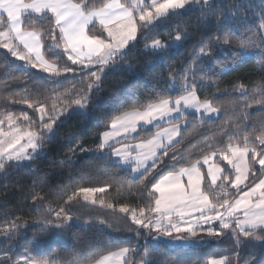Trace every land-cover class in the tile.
<instances>
[{
  "label": "snow or ice",
  "instance_id": "6c2138e0",
  "mask_svg": "<svg viewBox=\"0 0 264 264\" xmlns=\"http://www.w3.org/2000/svg\"><path fill=\"white\" fill-rule=\"evenodd\" d=\"M194 5L199 6L202 15L219 10L214 0H0V49L7 50L30 68L48 73L50 79L56 78L53 83L57 85H60L59 78L64 74L77 72L73 65H78L83 73L79 80L73 81L72 86L65 87L63 91L58 88L44 89L43 94L35 98L26 96L13 101L33 109L35 119L27 113L0 112V172H5L13 164L34 159L46 138L54 132L57 121L70 108L76 111L85 108L102 77L124 66L117 62L126 59L130 46L138 36L149 38L169 17L182 15L186 7ZM35 17L46 21L47 26L42 30L25 28L26 24L32 25ZM215 27L220 34L215 38L219 40L223 37L224 43H231L232 33L224 28L222 20L217 18ZM182 39L177 34L170 42L153 40L150 45H145V49L157 54L160 50H170L173 43ZM239 47L241 53L253 47H264V33H253L242 39ZM210 54L211 46L207 51L202 48L193 65L200 64ZM196 76L193 69H188L180 76L182 82L177 84L176 78L169 72L168 83L177 88L176 95L151 93L145 101H137L112 117L110 130L101 134L97 147L101 156L106 155L109 159L116 157L112 167L117 171L106 174L107 179L100 182L103 186H77L70 191V184L65 186L62 192L67 198L63 203L57 208L50 205L44 208V214L54 213L58 221L55 228L71 226V204L82 196L86 205L98 204L117 215L124 214L138 226L137 235H140V228L154 229L170 237L181 232L195 235V225L219 221L221 230L231 229L232 235L237 237V244L241 236L245 238V243L252 239L264 242V123L258 127L234 123L231 129H221L212 138H205V148L199 150L200 155L195 159L191 154L187 158L176 154L177 146L183 144L187 136L184 123L188 120L189 110L196 113L218 111L213 107V100L201 99L197 95ZM23 77L27 78L28 73H24ZM200 80L204 82V75L200 76ZM208 80L211 81V76ZM77 84L82 87L78 88ZM256 87L241 82L233 85V91L245 98V107L251 103L264 105V77L261 78L260 90L252 91ZM224 95L230 94L225 91ZM238 119H246V116ZM149 125L157 128L151 133V139L133 135L141 129L150 131L147 128ZM177 137L180 139L177 140ZM224 137L227 138L226 143ZM209 139L214 142H208ZM211 148L218 150H206ZM105 149L110 151L105 153ZM170 152L172 163L175 165L179 160L184 166L151 182L147 191L150 199L146 206L131 208L106 204L108 188L114 187L119 193L125 187L131 191L143 186V195V190L147 189L145 182L159 172L160 166L166 163L164 157H168ZM124 166H127L129 175H125ZM204 166H207L206 172L202 171ZM131 173L136 175L131 176ZM246 181L248 184H245ZM230 189H236V193L230 192ZM98 193L101 195L97 196ZM33 202L35 206V195ZM99 222L105 223L103 220ZM39 223L41 234L52 225V221L43 215ZM107 226L110 228L112 224ZM19 227L16 221H7L0 231L12 240ZM208 233L220 234L211 228ZM181 239L179 235L174 237V240ZM33 241L38 243L39 236H34ZM137 252L135 248L122 247L116 251L93 254L87 242H83L77 255L84 257V264H135L129 254ZM149 255L146 248L140 264H156L149 259ZM5 260L11 261L12 257L6 253ZM15 264H20V261ZM23 264H54V261L25 259ZM211 264H230V261L224 257L213 259ZM250 264L258 262L253 259Z\"/></svg>",
  "mask_w": 264,
  "mask_h": 264
},
{
  "label": "trees",
  "instance_id": "16d2710c",
  "mask_svg": "<svg viewBox=\"0 0 264 264\" xmlns=\"http://www.w3.org/2000/svg\"><path fill=\"white\" fill-rule=\"evenodd\" d=\"M215 4L218 11L202 15L198 8L183 10L182 15L169 17L161 23L158 31L149 38L138 36L137 41L130 46L126 59L117 62L124 66L117 67L102 77L99 87L90 94L85 108L79 111L70 108L57 121L54 132L46 138L34 159L19 165L13 164L5 172H0V228L5 227L7 221L13 220L20 226L12 240H8L6 234L0 231V264H15L16 261L23 264L25 259H44L54 261V264H84V257L77 255L83 242H87L93 254L116 251L122 247L135 248L138 252L129 254L135 264H140L146 248L150 253L149 259L156 261V264H209L213 259L224 257L228 258L230 264H250L253 259L258 264H264V242L252 239L245 243V238L241 236L240 243L237 244V237L232 235L231 229L221 230L217 225L212 228L220 234L213 235L212 240L204 246L170 248L161 241L149 245L145 242L147 230L143 228L139 229L140 235L137 239L120 240L98 225H78L74 212L71 226L64 229L54 227L58 223L54 213L44 214L45 206L57 208L67 198L62 192L65 186L70 184L69 191L77 186H103L100 182L107 179L106 174L117 171V168L112 167V158L101 156L98 150L101 134L109 129L113 116L137 101H145L147 95L155 92L176 95L177 88L168 83L169 72H172L179 84L182 82L180 76L186 70L193 69L197 73V95L201 99L213 100V107L218 109L219 114L212 121L188 116L184 123L187 136L184 143L177 146L178 157L187 158L191 154L193 159L197 158L200 155L199 150L205 148L206 137L212 138L214 133L219 134L223 128L231 129L234 123L256 127L264 123V105L251 103L249 107H245V98L239 92L233 91V85L241 82L246 86L257 85L252 89L254 92L260 90L261 78L264 77V47H253L241 53L239 41L253 33H264V0H223ZM217 18L222 20L225 29L231 31V43H224L223 37L219 40L215 38L220 35L215 27ZM46 26V21L35 17L32 25L26 24L25 28L35 27L42 30ZM177 34L183 39L174 48L160 50L157 54L144 51L145 45L153 40L170 42ZM256 43L260 44L258 38ZM209 46L210 56L194 66L193 61L201 49L207 51ZM44 54L47 57V52ZM68 63L71 64L70 61ZM73 67L77 68V72L64 74L59 78L60 85H57L53 83L56 78L50 79L49 74L36 72L0 49V112L11 111L17 115L27 113L35 119L33 109L13 101L26 96L35 98L42 95L44 89L58 88L63 91L65 87L70 88L72 82L83 75L78 65ZM24 73H28L27 78L23 77ZM201 75H204L203 83L200 80ZM209 76L211 81L208 80ZM191 80L189 73V81ZM77 87L82 85L77 84ZM225 91L230 95L225 96ZM245 116L246 119H238ZM154 131L155 129L140 130L138 135L147 140ZM224 139L226 143L227 138ZM208 142L214 141L209 139ZM171 155L170 152L168 157H164L166 163L145 182L147 189L143 190V195V186L131 191L125 187L119 193L114 187L108 188L105 194L106 204L111 203L116 207L127 205L131 208L146 206L150 199L147 191L151 188V182L184 166L179 160L174 165ZM221 164L223 166L224 163L221 161ZM256 167L259 168L258 165ZM124 171L125 175H129L127 170ZM241 188L247 190L244 185ZM230 192L236 193V189H230ZM76 206H85L82 196L71 204L72 209ZM101 210L115 214L106 207ZM42 215L52 221V225L47 232L41 234L39 222ZM130 226L137 233L138 226L132 223ZM198 231L203 233L206 230ZM36 235L39 236L38 243L33 241ZM153 237L155 236L150 238ZM6 253L12 257L11 261L5 260Z\"/></svg>",
  "mask_w": 264,
  "mask_h": 264
},
{
  "label": "rangeland",
  "instance_id": "374dc122",
  "mask_svg": "<svg viewBox=\"0 0 264 264\" xmlns=\"http://www.w3.org/2000/svg\"><path fill=\"white\" fill-rule=\"evenodd\" d=\"M220 1H223V0H214V3H217ZM198 7L199 6L194 5L192 7H186L185 10H189L192 8H198ZM177 43L178 42L173 43L171 48H174L177 45ZM150 44H148V45H150ZM1 50H4L7 52V50H5V49H1ZM144 51H150V50H146L144 47ZM8 54L11 56L10 53H8ZM17 61H19V60H17ZM19 62L24 63L23 61H19ZM34 70L38 73L48 74V73H45L39 69H34ZM26 161H28V160H25L21 163H24ZM82 201H83V198H82ZM83 203L85 204L84 201H83ZM92 206H95V208H92ZM101 208H102V206H100L98 204L97 205H86L85 204V206H76L73 209L75 222L80 226L98 225V226L104 228L106 231H108L115 239L131 240V239L136 238L138 236L136 234V231L131 229V226H130L131 220L130 219L127 220L124 214L117 215V214L107 213V212L102 211ZM100 220L105 221V223L101 224L99 222ZM85 221H87L88 223H85ZM108 224H112V227L109 228L107 226ZM213 225H215V224H211L209 226H204L203 224H201V225L197 226L195 228L196 229L195 235H192L188 232H181L179 234L173 233V235L171 237L163 235V233L159 234L154 229H145V230H147V238H146L145 242H148L149 245H155L156 241H161L163 244H165L166 246H168L170 248L201 247V246L208 244L209 241L212 240L213 235H209L208 229H210V228L213 229L212 228ZM184 227H187V225H184ZM206 227H208V229ZM202 229L206 230L205 231L206 233L205 232L200 233V231H198V230H202ZM134 235H136V236H134ZM177 235L181 236L182 239L181 240H174V237ZM152 236H155V237L150 238Z\"/></svg>",
  "mask_w": 264,
  "mask_h": 264
},
{
  "label": "crops",
  "instance_id": "0c3cea01",
  "mask_svg": "<svg viewBox=\"0 0 264 264\" xmlns=\"http://www.w3.org/2000/svg\"><path fill=\"white\" fill-rule=\"evenodd\" d=\"M189 115H193V116H196V117H199V118H201V119H203V120H205V121H212V120H215V119H217L218 118V116H219V114H218V112H215V113H203V112H201V113H196V112H194L193 110H189ZM147 128L149 129V130H153V129H155V131H157V128H155V127H153V126H151V125H149V126H147ZM108 130H110V129H108ZM141 130H143V129H141ZM154 131V132H155ZM139 133V132H138ZM138 133H136V134H133V135H138ZM151 139V138H150ZM177 140H178V137L176 138ZM120 145H117V147H119ZM106 153L108 152V151H110L109 149H105L104 150ZM159 154V153H158ZM112 158V160L115 162L116 161V157H111ZM149 163H151V162H149ZM224 163V162H223ZM124 170H127L128 171V168H127V166H124ZM202 171H207V166H204V168L202 169ZM131 176H135L136 175V173H131L130 174ZM241 186H243V185H241ZM198 215V214H197ZM175 219V218H174ZM204 226H209V225H211V224H215V225H218L219 227H220V223H219V221H211V222H209V223H202ZM199 225H201V224H199ZM199 225H195V228L197 227V226H199ZM184 226V225H183ZM160 234V233H159ZM209 264H211V261L209 262Z\"/></svg>",
  "mask_w": 264,
  "mask_h": 264
}]
</instances>
